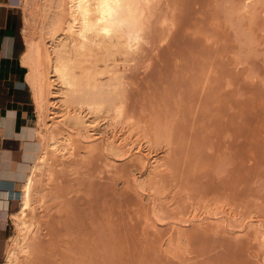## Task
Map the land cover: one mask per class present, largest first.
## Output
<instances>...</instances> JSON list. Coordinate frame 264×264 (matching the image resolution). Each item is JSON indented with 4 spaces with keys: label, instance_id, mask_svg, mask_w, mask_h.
Returning a JSON list of instances; mask_svg holds the SVG:
<instances>
[{
    "label": "bare ground",
    "instance_id": "obj_1",
    "mask_svg": "<svg viewBox=\"0 0 264 264\" xmlns=\"http://www.w3.org/2000/svg\"><path fill=\"white\" fill-rule=\"evenodd\" d=\"M24 6L32 15L23 65L45 133L33 129L40 143L16 195V235L3 264H123L125 213L122 203H109L105 188L114 177L104 174L116 170L126 180L136 165L147 167L146 178L130 186L151 190L159 203L141 207L148 225L155 218L184 222L187 211L177 208L199 204L219 216L199 241L170 225L171 239L153 252V263L194 255L199 264H264V0ZM125 125L132 127L119 135ZM178 131L188 140L214 137L212 204L186 186ZM134 132L143 136L142 156ZM158 150L163 156L146 160ZM71 187L69 196L64 189ZM168 196L179 203L173 209Z\"/></svg>",
    "mask_w": 264,
    "mask_h": 264
},
{
    "label": "rangeland",
    "instance_id": "obj_2",
    "mask_svg": "<svg viewBox=\"0 0 264 264\" xmlns=\"http://www.w3.org/2000/svg\"><path fill=\"white\" fill-rule=\"evenodd\" d=\"M26 2H27V0H23L22 5H21V11H22L23 17H24L23 29L25 27H26V29H28L29 18L32 15L31 12L29 11V9H27L24 6V3H26ZM25 31H27V32L25 33ZM25 31H23V36H24V39L26 42V47H27L26 54H27L28 50H29V42H30L29 35H30V33H28L29 29L25 30ZM28 71L30 72V70H28ZM27 84H28L29 89L31 91L32 100H33V109L35 111L33 119H34V124L36 127L34 129H38L39 125H38V123H36L38 121V112H37V106H36V90L32 86V84L29 83L28 78H27ZM138 114H141V113H138ZM143 116L145 117L147 115L143 114ZM146 118H148V117H146ZM146 122H149V121H146ZM131 127H132V125H130V126L125 125V127L118 128V129H120V130L117 129L118 134L124 135L125 132L126 133L129 132V129H131ZM174 127H177V126H174ZM39 129L41 130L42 133H45V129H44L43 124ZM109 131H110V133H112V130H109ZM176 133L179 134L180 132L178 131V132H175V134ZM181 133H182V135L181 134L177 135V138H178L177 139L178 140L177 146H178L180 152L182 153V162H183L182 171L185 174H187L188 171L190 172V173H188V174H190V175H188L190 181L186 182V183H189V185L188 184L187 185L185 184V185L187 186V188H191V190H193V192L196 193V197L197 196L203 197V195H204L203 198H205L204 199L205 202L207 204H212V199L215 198L214 197V196H216L215 194L218 193V189H217L218 185H216L218 183H214V182H216L215 175H214V173L210 167H214L217 164V161L219 160L218 155H217L218 154L217 151L211 150V149L209 150V147H210L214 137H212L210 135L207 136L205 134L206 136H204L203 138H200V139L189 138L190 140H188L186 132L184 133V134H186L184 136H183V132H181ZM132 136H134L135 141L137 140L136 142L138 145L136 144V146L139 149V152H140L139 155L140 154H141L140 156H142V154L144 155L145 143H144V140L142 139L143 136H142L141 132L140 133L134 132ZM182 138H184V139H182ZM183 140L184 141L186 140L187 142L185 141L184 143H182ZM39 143H40L39 139H36L35 140V146H37ZM161 152H162L161 150H158L151 155L150 154L147 155L146 160L147 161H154V160L158 159V157L163 156ZM189 153H191L190 155H192V154L193 155L190 156ZM189 157H191V158L189 159ZM115 171H112V173L109 172V175L107 174L108 172L106 174H104L105 178H106V176H108L110 178V181H111V177L112 178L114 177V179H115V181H114V179H112L113 182L109 181L113 187L109 188L111 185L110 186L107 185L109 187L105 188V195H107V198L109 199V203H120V204L122 203L123 204V210L125 213V218H124L125 220H124L123 224L128 226L127 229H126V226H123V230L125 228V230L123 231V234L126 231L125 232L126 235L124 234L125 239L127 237L126 240L123 237V240H124L123 244L124 245L122 247L123 253L121 256L123 264H165V263H161L162 260H160V261L157 260L158 263H153V262H156V260L154 261V259H153V252H156L157 250L158 251H165L166 250V245H167V243H169V241L171 239L170 237L172 235V233L169 232L170 231L169 230L170 225H171V227H176V226L177 227H183V228L186 227L185 228L186 229L185 234L190 235L193 238H195L196 241H199V238L202 239L205 236H207V234H206L207 231L205 229H206V226L208 225V223L209 222L212 223V222H214L215 219L219 218L218 215L217 216L214 215L215 213H213L214 210L212 207L211 208H205L202 206L203 204L202 205L199 204L197 207H187V209L184 208L186 206H184L183 208L178 207L177 209L178 210L180 209V211L183 213V215L185 214L184 212L187 211V213L185 214L186 216L185 215H184L185 217L183 216L184 217L183 220H185V221L184 222H177L176 220H174V221L173 220H170V221L166 220L165 222H161L163 224V226H162L163 228L161 230H159L158 228L154 227V225L158 226L157 224H161L159 222V220L155 218V219H153V222H151L150 225H148L147 221L149 220V218H147L146 213H144L141 210V207H144L146 209L148 208L147 211H149V209L155 210V208H157V206H158L157 204H159V203H158V200H156L157 198H156L155 194L151 190L144 191L140 187L133 189L130 186V181L132 179L137 184H140L141 182H143V180L146 178L147 167L145 169V168L140 167L139 165L132 166L130 168V171H131L130 177L126 180H124L120 177V175H122V172H120V173L118 172V174H120V175L115 176V174L113 173ZM200 176H201V178H200ZM109 178H108V180H109ZM187 180H188V178H187ZM109 182H106V183L109 184ZM113 183H114V185H113ZM214 185H216V186H214ZM197 188L198 189L201 188V191H204V192L200 193L201 191L198 190ZM196 189L199 192H196L195 191ZM215 189H217V190L215 191ZM20 190H21V187L19 189V192H20ZM64 190L68 194L70 192V194H69V196H70L73 194L72 192L74 189L71 187L69 189L65 188ZM169 190H170V188H169ZM115 192L119 198H117V195L115 194ZM118 192H120V194H118ZM198 198L199 197H197V199ZM168 199L172 200V197L168 196ZM173 199L175 200V198H173ZM170 200H166L167 205H168V202H170ZM174 200H172L170 202L172 204H169V207L172 208L173 206H171V205H177L178 202L175 203L177 200H175V202H174ZM17 201H18V199H17ZM184 202H185V204L188 203L184 200L181 202L182 203L181 205H183ZM188 205L189 204H187V206ZM183 209H184V211H183ZM205 209H207V210H205ZM18 210H19V201L17 202V206H16L14 213L17 212ZM221 217L224 220H227L228 216L223 214V215H221ZM164 224L167 227L164 226ZM129 226H131V229L129 228ZM15 235H16V227L14 226L13 219L11 217V231H10L9 238L2 245L1 254H0V264L4 263L6 251H7L8 247L11 243V239ZM126 241H127V244H125ZM155 245H156V247H155ZM205 245L207 247H213L214 245H216V242H212V243L205 244ZM128 248H129V250H128ZM196 248L192 249L193 253L197 252ZM182 259H184V258H182ZM182 259L180 260L179 257H175L173 259V262H174V264H199L198 263L199 259H196V258L194 259V255L189 256V261H187V260L182 261ZM163 262H165V261H163ZM173 262L170 264H173Z\"/></svg>",
    "mask_w": 264,
    "mask_h": 264
},
{
    "label": "crops",
    "instance_id": "obj_3",
    "mask_svg": "<svg viewBox=\"0 0 264 264\" xmlns=\"http://www.w3.org/2000/svg\"><path fill=\"white\" fill-rule=\"evenodd\" d=\"M22 2L0 0V254L10 235L16 195L32 163L36 140L29 71L23 65L27 47Z\"/></svg>",
    "mask_w": 264,
    "mask_h": 264
}]
</instances>
